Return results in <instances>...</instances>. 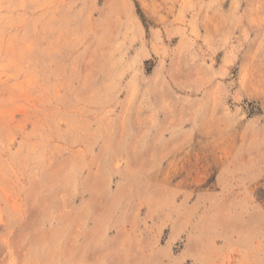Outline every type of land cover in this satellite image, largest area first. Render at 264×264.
<instances>
[{"label":"rangeland","instance_id":"1","mask_svg":"<svg viewBox=\"0 0 264 264\" xmlns=\"http://www.w3.org/2000/svg\"><path fill=\"white\" fill-rule=\"evenodd\" d=\"M257 142L264 0H0V264H264Z\"/></svg>","mask_w":264,"mask_h":264},{"label":"crops","instance_id":"2","mask_svg":"<svg viewBox=\"0 0 264 264\" xmlns=\"http://www.w3.org/2000/svg\"><path fill=\"white\" fill-rule=\"evenodd\" d=\"M257 151L253 153H249L246 155L247 161L242 165L241 172L239 175H236L233 179L234 183L237 182L241 185L244 186L245 188L252 187L254 184L257 182L261 181L264 178V153L261 151L262 144L256 143ZM230 205H232V200L228 199ZM189 207H191L192 211L194 212L191 216L193 220L191 219L192 222H199V221H221L222 215H219L218 212L214 213L212 210L213 206H222L223 203L218 198L215 197L214 193L211 192L210 189H202L197 195L194 196L193 200L191 203H188ZM215 211V210H214ZM181 221H187L185 218H181ZM192 238V243L191 245L194 246L196 244L197 247L193 251V254L197 256V260H199L200 263H202L203 256L204 255H209L208 261L204 262L202 264H220L222 261H219L218 255L215 256L214 251L206 250V247L204 246V239L208 238L209 240L216 238V235L211 234L208 236H203V235H192L190 236ZM227 238H233V239H242L244 238L243 236L239 234H228ZM173 239H170V244L173 243ZM196 240H200L196 243ZM255 243V242H254ZM233 247H226L225 252L229 253L230 250H232ZM235 251H238L241 253V256H246L248 254H257L258 249L257 247L254 249L251 248H246L244 245H242L241 242V247L234 248ZM190 248H188V251ZM219 261V262H217ZM258 264V262H256Z\"/></svg>","mask_w":264,"mask_h":264}]
</instances>
